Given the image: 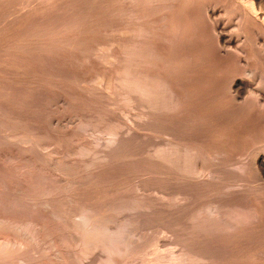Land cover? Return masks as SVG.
Instances as JSON below:
<instances>
[{"label":"rangeland","instance_id":"374dc122","mask_svg":"<svg viewBox=\"0 0 264 264\" xmlns=\"http://www.w3.org/2000/svg\"><path fill=\"white\" fill-rule=\"evenodd\" d=\"M175 1L0 0V241L6 236L26 239L8 252L7 264H31L43 257L48 264H108V256L115 264H169L170 257L198 253L203 264H264V179L255 170L238 168L252 134L237 147L227 137L212 135L225 128L207 125L201 138H209L189 141L192 150L200 146L189 160L155 159L154 148L172 137L181 140L198 113L175 117L171 107L168 115L147 121L145 102L126 85L131 70L165 73L169 59L182 56L186 45L169 42L177 23L180 39L194 37L192 28L199 27L196 37L207 49L201 58L212 57L203 67L217 63L210 52L217 44L211 23L229 22L232 6L218 2L210 18L203 0L192 1L195 26L186 13L187 18L177 15ZM230 31L242 39L235 25ZM168 72L169 77L173 72ZM191 79L185 77L183 90L200 88ZM241 110L238 117L247 114ZM263 130L264 123L259 133ZM214 142L225 150L214 155ZM84 208L97 221L109 220L111 229L122 228L112 255L103 243L77 244L82 237L72 219ZM3 221L29 228H7ZM27 229L36 230L34 237L27 236ZM245 238L254 240L253 248L239 242ZM240 250L247 252L242 256ZM55 251L62 256L60 263L51 258ZM20 255L24 262L16 259Z\"/></svg>","mask_w":264,"mask_h":264},{"label":"bare ground","instance_id":"6f19581e","mask_svg":"<svg viewBox=\"0 0 264 264\" xmlns=\"http://www.w3.org/2000/svg\"><path fill=\"white\" fill-rule=\"evenodd\" d=\"M192 1H195V0H177V2L179 4V9H180L178 11L177 15L180 13H183L185 15V13H186L187 16H189V18H188L189 20H187V21H190V22L192 21V23H194L193 20H197L196 19L197 13L195 12L196 11L195 8H194V10L192 9V6L190 4ZM218 2H225V5L232 6L231 10L233 12L232 15L229 14V17H228L229 22L225 21V22L220 23L219 21H215L216 20L215 17L214 18L212 17L213 19H215L214 20L215 22L211 23V25H212L211 27H212V31L214 30V32L216 29V35H215L216 38L214 41H216L217 44L214 45L215 47L213 45H208V47L213 46L211 48L216 49L215 52H212V51H214V49H212V51H210V52L213 53V57H215V60L217 61L218 64L216 62H214V63H212V67L210 66V68H208V69L206 67L205 68L203 67V64L205 62H206L205 64H208L207 62L209 61L208 59L211 57V55L209 56L208 59L206 57L201 58V56L205 54V51H207V49L204 48L205 46L201 47L202 43L199 40V36L196 37L195 31H197V30L199 31V29H196V28H199L196 26V23H194L196 28L193 27L194 25L192 23H190V25L191 24L193 25V26H191V28L193 27L192 29L195 30L194 32L192 31L193 34L191 33L194 37H192V36L187 37V39H185V38L180 39L179 38V37H181V35H180L181 33L179 34L178 30L180 28L178 27L179 24L177 23V26L175 25L176 27H174L170 31L171 38L168 37L170 39V40L169 39L168 40H169L170 44H172V45L175 43L177 46L179 45L180 47H183V48L186 45V48L183 51L182 56L177 55V57L169 59L170 60L169 62L166 61V62H168L167 63L168 68L166 66H165V68H163V69L167 68V70H166L167 72L168 71H170V73L173 72L172 75H170V73L168 72V74L171 76V77L170 76L169 77L173 78V79H170V80L168 79L169 77L167 76L166 71H163L166 74L165 73L157 74V72H156L155 75H151L148 73V75L144 74L145 75L144 76L143 74L139 75V74H137V72H135V71L132 72V70H131V73L129 74L130 76L127 74L129 78L127 77L128 79L126 80V85L129 88V91L131 93H133V97L135 99H140L141 101L143 100L145 102L144 105H145L147 111L144 112L145 111V109H144L143 112L145 114H142V113L141 114L144 115L143 117H145V116H146V118L148 117L147 121H150V122L155 121V118L157 116L161 115L162 113H164L165 111H167L171 107H173V110H174V113L172 114V116H175V117L177 115L183 114V112L189 111V110H191V111L196 110L197 111L196 113L191 112V113H193V116L198 113L193 119L190 116L191 117V123H190L191 127H190V129L186 130V131H188V134H186V131H185V133L181 132V138H180L181 140H178V139L173 140V138H175V137L170 136V137H172L171 139H169L164 144H160L154 148V150L151 152V156L153 158L162 159L165 161H177V164H178L179 161L185 160L186 157H188L190 153H195L194 151L196 149L200 148V146L197 147V145H195L196 147L194 146V148H193L192 146L195 144L194 143L191 147L195 150H192L189 147L190 146L189 141H191V143H193L195 141H196V143H198L201 140H203V138H205V137L209 138L210 136L209 137L203 136L201 138L202 133L205 132L204 129L207 127V125L209 127H210V125L211 126H218L219 125L222 128H225L224 132H217L214 134L211 132L212 135H218L219 137H227L230 140V142L237 145V147H238V144H236V143L239 142V140L241 141L242 138H244V140H245V139L249 138V137L245 138V136L249 135L250 133L252 134V139L249 141L247 139L246 141H248L249 143L246 144L247 146L245 145V147L242 148V149L246 150V151H244L245 153L243 152L245 154V156H244L245 161H243L242 164L240 163V165H238L239 167L238 166L237 167L242 171H247L248 173H249V171L255 170L256 173L259 175V178L264 179V147L258 146L259 142L262 140V138H264V135H263L264 133L262 134V132H261L262 129L259 133V128L264 123V112H262L263 111L262 105H264V0H205V1L203 0V1H201V3L203 6L206 7L205 8V12H207L206 17L209 16L211 18V14L213 16L215 15L216 11L219 10L218 6L216 5ZM191 10H193V13H191ZM233 15L234 16L236 15V17H234V19H235L234 21H233V17H232ZM180 16L181 15H179V17ZM187 16H186V18H187ZM198 17H199V15H198ZM177 18H178V16H177ZM191 18H193V19L190 20ZM199 18L201 19V16ZM199 18H198V20H199ZM180 20H179V22H180ZM177 21H178V19H177ZM198 22H197V24L199 25ZM201 22H202V20L200 21V23ZM233 23H234L235 27H237V29L239 30L237 34L241 35L242 39L238 38V36H234L232 34V31H230L231 27L233 28V26H234ZM180 24H182V23H180ZM183 24H184V22H183ZM185 24H186V22H185ZM225 24L229 25V28H227ZM153 26H154V24H153ZM203 26H205V25H203ZM202 28L204 30V27H202ZM180 31H182V30H180ZM185 31H186V29H185ZM188 31H190V30H188ZM188 31H186V32H188ZM200 31L202 32V34L205 33V30L204 31L200 30ZM228 32H230V33H228ZM136 33H137V31H136ZM161 35H164V34H161ZM136 36H137V34H136ZM167 36H168V33H167ZM134 37H135V35H134ZM200 37H202L201 34H200ZM177 38L180 40H177ZM135 39H136V37H135ZM204 40H205V38H204ZM208 40L209 39H207V41ZM134 41H136V40H134ZM160 41H162V40H160ZM243 41H244V43L241 44ZM204 43H206V42H204ZM188 44L189 45L195 44L197 46L193 45L195 47H192V46H189ZM246 45L249 46V48H247ZM216 46H217V48H216ZM155 48H153V49L155 50ZM211 48H210V50H211ZM153 49L151 48L152 51H153ZM157 51L158 50H156L155 52H157ZM153 52H152V54H153ZM159 54L161 56V53H159ZM156 55H158V54H156ZM232 56H235L237 61L235 60L236 63L231 65V64H229V60L235 59V57L231 58ZM158 57L159 56H157V58ZM251 57H255V59L258 61L251 62L250 61ZM112 58H114V57H112ZM153 59H155V57ZM142 62H144V61H142ZM227 63L229 64V66L225 65ZM133 64L134 63L132 62L130 65H133ZM164 65H165V63H164ZM164 65H163V67H164ZM138 66H141V65H138ZM148 66H151V65H148ZM148 66H147V68H148ZM151 67H149V68H151ZM131 68H133V66H131ZM134 68H136V67H134ZM147 68H146V70H147ZM148 71H150V70H148ZM140 72H142V71H140ZM135 73H136V75H135ZM173 75H174V77H172ZM185 77H188V79H191V77H193L191 79L192 82L194 84L200 85L199 86L200 88H197L195 86V88H197V90L195 88L194 89L188 88L187 91H185L186 88L184 87L185 90H183V85H181V84L183 83V80L185 79ZM193 83H189L190 86ZM179 85H181V86H179ZM223 90H225V91H223ZM245 93H247V94H245ZM244 94H245V96H244ZM141 105H142V103H141ZM241 108L242 109L244 108V111H247V114H245L243 111L242 113H244V114L241 117H238L237 116L238 114H235V113H239V112H237V110L240 111ZM166 113L169 114L170 112H165V114ZM188 113H190V112H188ZM242 113L240 112V114H242ZM168 114H166V115H168ZM211 115L214 116L215 118H213ZM229 115H232V116H229ZM166 117L170 118L169 116H166ZM160 118H158V119H160ZM162 118H165V117H162ZM213 119H215V120H213ZM187 120H189V119H187ZM155 123H158V121H156ZM161 123L164 124L165 122L164 123L161 122ZM153 124H154V122H153ZM155 125H153V126H155ZM182 125L186 126V122L182 121ZM171 127H172V125H171ZM211 130L212 129H210L209 131H211ZM46 134H48V133H46ZM197 140H200V141H197ZM208 141H210V140L208 139ZM201 143H203V142H201ZM205 143H204V145H205ZM241 143H242V141H241ZM156 144H157V142H156ZM243 144H245V143H243ZM211 146L215 150L213 152L214 155L220 154L222 152V149H224L226 147L224 144H218L215 142H214V144L211 143ZM152 149L153 148H151V150ZM225 153H226V151H225ZM239 156H241V155H239ZM188 160H189V157H188ZM174 164H176V162ZM225 164H227V163H225ZM188 170H190V169H188ZM209 173H210V171H209ZM247 178H248V176H247ZM244 179H245V177H244ZM56 215H58V214H56ZM72 220L74 223L75 230L78 233H80L81 237H82L81 238L82 240L80 239L79 243H77L78 245L80 244L81 241L86 243V244L103 243V245L106 248H108L109 250L112 251L110 255H112L116 251L117 246L119 245L118 243H119L121 236H122V231H123L122 228H117L115 230L111 229L110 228L111 224L109 225V223H107V222H109V220L108 221L106 220L107 222H105L104 219H102L103 221H97L96 219H94L92 217V215L90 214V212L88 210H85V208L80 209L79 212L77 213V217L76 218L73 217ZM7 221H3V222H1V224H5L4 226H6L7 228L8 227H14L16 229L22 228V227L29 228V227H25V226L21 227L20 223L18 224L17 222L12 223L11 221L10 222H7ZM22 222H23V220H22ZM25 223H26V226H30L29 222L28 223L25 222ZM113 228H115V227H113ZM25 232H27V236L32 238V237H34L36 230L33 231L31 229L30 230L27 229V230H25ZM24 238H22L21 236H20V238L18 236H16V237L13 236V238H11V237L9 238L6 236V237H4V239L2 241H0V264H7L5 261V259H6L5 256L8 254V252L10 250L16 251V249L21 248L20 245L26 242V239L24 241ZM252 240L253 239L245 238L244 240H242V242L241 241H239V242L243 245V247L246 246V248L247 247L251 248L253 246ZM232 248H234V247L232 246ZM260 251H261V249H260ZM233 252H235V250H233ZM245 252H247V251H245V250H244V252L241 251L242 256L245 254ZM185 253H187V252H185ZM237 253L238 252L233 253V255L237 254ZM257 253H261V252L258 251ZM239 254H240V252H239ZM239 254H237V256H241ZM24 256L23 255L17 256L16 259L17 260L21 259L24 262V260H25ZM51 256H52L51 258L53 260L57 261L58 263L61 262L62 256H61L59 251H55L54 253L51 254ZM247 256H249V255H247ZM169 257H170V255H169ZM254 257H255V255H254ZM257 257H261V256L258 255ZM170 258H171L170 260L167 259L168 261H170L169 264H203V262H204V256L202 253L196 254V256L194 258L191 255L189 256L188 254H182L178 257H170ZM48 259H49V257H48ZM234 259H236V258H234ZM29 261H31V260H29ZM106 262H108V264H115L114 260L112 259V256H108L106 258ZM229 262H231V261H229ZM235 263H236V261H235ZM31 264H48V262L43 257V258L36 260L35 262H32ZM166 264H168V263H166ZM237 264H239V263H237Z\"/></svg>","mask_w":264,"mask_h":264}]
</instances>
